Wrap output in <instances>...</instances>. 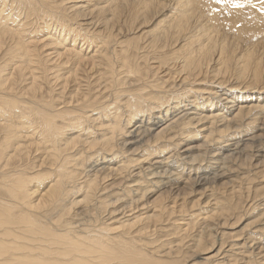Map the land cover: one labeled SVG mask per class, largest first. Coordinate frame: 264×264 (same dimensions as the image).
Segmentation results:
<instances>
[{"label":"rangeland","instance_id":"374dc122","mask_svg":"<svg viewBox=\"0 0 264 264\" xmlns=\"http://www.w3.org/2000/svg\"><path fill=\"white\" fill-rule=\"evenodd\" d=\"M5 1L8 3H6ZM40 1H38L39 5H38V10H37L39 13L36 12L38 14L35 13L33 15V13H31L27 5L25 6V8L27 7L26 8L27 10L25 8L17 9L21 7L18 5L19 2L17 0H9V1L0 0V13L2 15V16L0 15V26L1 27L6 26L8 29L10 28L9 29L10 32H14V33L16 32L15 34L18 35L23 41L22 42L23 45L28 46L30 53H32L34 57V61L36 60L42 61V68L41 69L38 68V70L35 71V74L37 76V84H36V87L34 88V89H37L36 99L32 97L28 98L29 96L26 97L23 95L25 94L24 93L25 91L29 90L32 87L31 80L28 81V79H30L29 75L27 77V80H23L21 84H18L15 86V88H13L14 92L13 90L11 91V89H8L9 91L7 92V94L11 97L13 96L16 98L19 96L18 100L21 101L20 102L21 104L19 106L23 107V109L22 110L13 109L16 115L12 116V118H15L13 122H15L14 126L16 127V130L17 131L19 130L18 126L22 128V130L18 131L17 137L19 138L16 142L19 141L18 143L22 144L23 152H24L23 155L25 154V156L28 157L30 164L35 163L34 164L36 166L35 171L37 170L40 171V169L43 168V164H41V162H42V159H44V156L42 155V152L40 150L38 151L36 149V144H39L42 141V139L45 137H43V135H40L39 133L41 131V130L39 131L40 128L37 126L39 125V122H34V124L36 123L35 124L36 126L34 125L36 127L34 131L31 130L29 123L24 122L25 121L24 117H26L28 113L29 115L31 113V111L26 106L29 107L30 105H33L34 107L37 106V108H40V106L42 108H45L44 106L45 104H50L53 107L48 106L47 110L49 112L51 111L52 112V113L50 112L51 114L53 113L57 114L58 111L60 110H62V113H66L65 115L66 117L64 119L62 120L61 118L60 120L59 118L55 119L57 125L62 129L64 128L65 129L63 130L64 133H67L66 136H64L65 134L61 136V140L58 143L59 145H61V148H64L66 145H69V148H70L69 152L72 155L77 154V157L79 159L81 157V159L79 160L80 165H81L80 169H79V166L77 167L80 172H83L84 171L83 169L89 166L88 165L89 163L90 164L92 163L94 165L98 162V160H99V163H97L96 165L99 167L98 169H100L101 167L107 168V165L105 164L106 165L105 166L104 163L105 161H107V159L108 160L110 159V157L113 155L114 152L112 153L111 152L112 150L108 151L107 149L102 148V146H100L99 143L103 140L102 136H104V132L106 131V128L114 127V126H111V125H114V123H115L116 128L120 127L122 130H125V129L127 130L128 128L129 130V128L133 127L134 124H137L138 121H142L144 119L143 116H146L145 118L147 120H149L148 117L153 114L154 116L155 115L158 117L161 116L163 118L167 115L168 111H169V117H170L168 124H170V122L173 124L175 122L174 120L178 118L177 117L178 114L184 115L185 113L187 114L192 113L191 116H195L197 118L199 117V112L201 111L200 113H202V116L204 115L210 116L211 111L219 110L221 102H222L221 105H225V102L221 100L224 98H227V100L229 101L231 100L234 101L235 99H238V103L236 104L242 105V106L249 105L248 108L253 105L254 106L259 105L261 107V109L250 110L251 113L250 111H248L249 109H245L246 112H249V113H246L244 111V113H242L243 115L241 114L242 118H240L241 116L239 115L240 116L239 117L237 115V111H235L234 114L229 116V119L231 120L232 118L235 119V120L234 119L232 120L233 121L232 127H234V128H231L232 130L231 129L225 130L224 126H221L223 125L222 120L219 118L222 122V123L220 122L221 124H219L220 120L216 118L212 119L213 116H211L210 121L208 122L204 121L203 124L199 122H196V123L194 122L195 123L194 126L196 125L195 127L194 126H181L180 128L182 130L186 129L185 132L189 131L190 134L185 133L183 134L184 137L183 136L180 137L182 134L180 132V135L179 136L177 135L176 139L178 141L180 138L181 139L182 138L185 139L187 137L191 138L190 139V141H192L191 146L195 147L193 151L186 152L185 151L186 149L183 148L184 145L182 144L184 143L182 142V140H180V142L175 141L173 143V141L171 140V137L168 138L169 136H167L166 138H162V139H155V137L150 138L149 136V137H146L145 140L143 141L141 145L143 147H141L142 149H140L139 154H136L135 156H132L133 158H131L134 160H136L137 158L138 159L140 158L139 162L148 160V158L152 161H157V162L160 161L159 163L162 164L163 170L167 172L169 171L168 172L169 174H171L172 172L173 173L172 175L174 177H180L184 180H187V178L189 177L195 178L196 175H198L199 177H202L203 173H206L207 171L212 172L214 170V171L219 172V174L224 175L219 180H217L218 182L215 181L214 184H207L206 186H189L188 185V188L187 186H181L178 191L179 193H176V195L174 194L168 195L165 192L163 193V191L159 192L155 190L153 194L149 195L146 199H144L145 201L143 200L141 202V204H145V208L140 207L139 209H136V210L125 209V212L127 213H125L124 215L123 214L121 215L118 213H116V215H113L114 216V217L112 216L114 218L113 221L116 220L115 221L116 223H114L111 220V222L109 221L108 223L103 224V222L105 221L104 219L105 218L107 219L110 213L109 210L107 212L106 208L104 209V206L101 208L100 214L96 210L92 209L91 206H90L89 211H86V212L82 210L86 208V206H83V207L78 206L79 208L74 207L73 211L71 210L73 214L75 213L74 211H76V213L80 210L83 212L82 214L79 212L80 215L76 217V219H73V220L74 221L76 220V222L80 223L81 218L83 220L88 218V219H92L91 222L93 223H91V225L94 224L95 226L94 228L96 229H100L102 226H103L102 228L107 227L105 230V233L107 235H110L112 239H117V237L119 236L121 239H124V240L127 239L126 241H132L130 251L133 253L135 249L140 250L142 254L145 255V257L154 261L155 264H169L174 261H179L182 264H264V155H260L264 151V130L263 132L260 131L256 133L253 138V140L255 142H258L259 145L257 143H253V146L246 152L244 156L243 155L235 156L234 159L228 160V162H224V164L221 161L220 163L217 160L214 161V159H211V157H213V154H214L213 152L215 150L220 152V149L225 147V145L234 144V142L239 139L250 138L248 136L252 135L251 134L252 131H250L249 133H246L248 130L247 127L249 125H252L251 127L255 129L257 125L258 127L260 126V128L262 127V129H264V123L262 122V119H264V115L261 114L264 112V110L262 112V108L264 109V101H263L264 100V73L260 79L261 82H259L258 80L255 81L254 74L252 73V74H248L249 76L246 75L248 76V80L247 81L244 80L245 81L244 83L242 79H239L238 76L235 75V70L231 73H228L226 76L223 75V76L213 77L214 74L213 75L210 74L208 77L196 78L194 79V81L190 80L192 82H189V83L185 82L183 81V78L185 79L187 76L184 73H182L180 69H178L179 67L177 66L179 62H177L176 64L175 61H172L171 63L168 61V63L162 64V60L164 59V55L163 57L161 56L162 53H166V52L169 53V51H172L173 49H170L171 46L165 47L163 46L165 44H162L163 42L161 43L159 42L160 40L162 41L165 40L163 38V35L165 33L167 34V31H169L170 29L168 30V28H165L166 26H164L163 28L161 24L158 25L161 19H165L167 17L166 16L165 18H163L164 13L165 14L167 13L168 16H171L172 10L170 11V9L172 8L171 7L172 4H174L172 5L173 11H174L175 8L183 5L186 2L187 4L186 7L187 6L191 7L189 9V11L191 12V13L189 12L191 16V18L189 19L190 21L189 23H191V25L189 26L192 32H197L198 35L201 34L202 36L201 40H204L206 43H208L209 40L211 39L212 40V42L210 40L211 44L216 43L218 45L227 46L231 52H234L235 55L239 56V57L236 56L237 60L239 61V64H243V55H246L247 51L249 50L251 53H253L258 58V60H262V63L264 64V0H188V1L183 0L182 2L181 0L180 2L179 0H149L152 3L154 2L156 11H154L153 14H150L146 18L144 16L136 17L135 14L133 13V10H131V4L135 0H117V1L115 0L116 5L118 4V6H115L114 4L115 2L112 3L111 0H108V2H106L107 0H102V1L101 0H94V1L93 0L91 1L90 0H47L46 2H44L45 0L44 1L40 0ZM177 1L179 4L177 3ZM109 2L110 4L112 3L111 4L112 7L109 4ZM42 3H44V5ZM45 3L48 6H50L52 9L55 7L54 10L57 9L59 13L56 12V10L55 11L51 10V8L48 7ZM107 4L109 5L107 6ZM13 5L14 6L16 5L17 7L15 6L14 8H12ZM41 5L43 7V10L41 9ZM106 6L108 7V9L106 8ZM113 6H115L116 8ZM5 8L7 9V11ZM168 9L170 13L168 12ZM1 10L2 11L5 10V11L2 12ZM15 10H16V13H15ZM39 10H41L42 12ZM45 10L49 14L46 15ZM160 10L162 12L161 14H159ZM51 11L55 13H52ZM25 12L30 16H28ZM9 13L10 14L19 13V15L17 14L18 16H16L14 14L15 16L12 15L13 16L12 17L10 16ZM4 15L6 16V18ZM20 16L23 20L20 18ZM35 16H37L36 20L38 21V23L40 22L39 24L37 23V21H35ZM60 17L61 19H58ZM17 20H18V23L15 22ZM69 21H71V25ZM2 22H4L3 24L5 26H3ZM61 23H64V25L66 24V26H64ZM27 24L28 26H26ZM19 26L20 27L22 26L23 31L25 32L28 31V32L22 33L23 31L21 30V28H19ZM66 27L72 28L70 29L71 33L68 29H66ZM152 28H153V31H152ZM74 29H76L77 31ZM82 29L84 32H82ZM162 29L166 30V32H164V30ZM18 31L20 32L18 33ZM73 31L74 32L76 31L75 33L78 32V34L75 35ZM150 31L152 34L149 33ZM162 31H163V34L161 33ZM192 32L189 31L187 35L189 36V33H192ZM154 33L156 34L159 33L160 38L158 37L159 35H156V34L152 36ZM108 34H110V36ZM78 35L80 36L78 37ZM23 36H26V37L24 38ZM152 37L155 40H153ZM48 39H50V41ZM89 40H91L90 41L91 43L88 42ZM185 40L187 39H184V43L183 41H179L178 42L179 44L178 43L176 45L172 44L171 48L175 47V49H177V48L182 47L186 43ZM150 45H151V48L148 47ZM124 48L126 49L124 50ZM154 48L156 50L152 51V49ZM4 50L5 49H2V48L0 49V66L1 64L8 62V65H9L8 68L12 69L13 63L9 64L12 61H9V60L6 61V57L2 58V53ZM33 51H35L36 53H33ZM113 51L115 54L112 53ZM153 52L154 54L156 53L155 54L156 56L153 54ZM75 54L77 56H81V57L83 56L84 59L82 60L81 65L79 63V60H77L78 57ZM73 55L76 57H74ZM114 56L115 58L118 57L119 60L118 58L115 59ZM110 57L112 58V60ZM73 58L75 59L77 58V59L75 60ZM91 58H94L95 60H92ZM105 59H108L107 62L105 61ZM117 61L119 62L118 63L119 66L116 65ZM59 62H60V65H59ZM132 63L135 67H133ZM138 63L139 65L141 64L140 66L144 69L136 67ZM157 63L159 66L157 65ZM77 65L79 66L80 69H78ZM232 65H235V64L232 63ZM2 66H6V65H2ZM168 66L169 68H166ZM111 69H112V73H111ZM128 71L130 72L131 75L129 74ZM8 72H11V70H7L5 75ZM118 72L119 73L122 72V74H119L118 76ZM125 75L126 76L130 75L128 77L131 79L128 78L127 80V77ZM115 76H117L118 78ZM131 76H134V77H131ZM135 76L139 77L138 81ZM123 78L126 79L124 80V83H128V82L138 83L140 86L138 85L136 87H129L128 89H125L126 88L125 86L124 88H120V86L117 87V85L113 84V83H118V80H122ZM143 81H150L149 83H154V84L148 83V85L146 86L144 85V83L143 85L142 83H139ZM158 83H160L161 85ZM183 83L186 85H184ZM152 85L159 86V89H157L158 91L157 90L155 91L154 88L152 89L150 87ZM223 85L226 88H223L222 87ZM144 86L145 88H143ZM161 86L162 88L166 87V88H163V92L166 95L168 93L169 97L168 95L166 96L165 94H163L162 88H160ZM148 88L149 90L151 88L152 91H149ZM248 88H251V90H253V93L251 92L249 93ZM118 89H123L124 91L119 92ZM222 89L223 91H221ZM254 89L257 90L258 92H255ZM142 90H144V92H142ZM147 90L149 92H147ZM0 91H4V90L0 89ZM243 91H247L248 93H244ZM154 92H156V95H153L155 94ZM0 94L2 93L0 92ZM140 94H143L141 95V97H143L142 98L143 101L144 100L145 102L147 101L145 104V102L141 100V102H143V104H145L146 106L144 105L145 109H143V106H141L143 112L141 111V112L135 113L134 115V113H132L131 111L135 109L134 107H136L137 103L140 101V100L138 101V99L139 98L141 99V97L135 98L137 96H140ZM214 94L215 96H217V98L213 96ZM218 94L220 95L219 96L220 100L218 99ZM250 94H254V95L251 96ZM144 95H146L147 97L148 96H152V97L147 98ZM162 95L164 98L162 97ZM74 96L75 98H73ZM84 97H87V98H84ZM144 97L147 98V100L144 99ZM199 97L202 99L200 100ZM21 98L24 100H22ZM134 99H136L135 100L136 102L134 101ZM148 99H150V102L155 100L154 102H152L155 104V105L153 104L155 108H153L154 107L153 105L151 106V104H148L149 103ZM166 99H167V102H166ZM196 99L198 100L196 101ZM85 100H87L86 105L88 106L82 105L83 106L82 107L80 104H82L83 101ZM130 100H133V101L131 102ZM249 100L250 101L252 100V101L250 102ZM22 102H23V106H22ZM133 102L136 104L134 105ZM165 102L168 104H166ZM127 103H129L128 106H127ZM239 103H242V104H239ZM179 104L181 105L179 106ZM167 105L170 108L167 107ZM129 106L131 109L129 108ZM159 107L164 108L161 110L162 112L160 114H159L160 112ZM195 107L196 108L198 107L197 109L198 112L195 110L196 109ZM207 109L208 111H206ZM69 110L70 112L72 111V113H70ZM145 110H147L146 113L144 112ZM174 110L175 111L177 110V111L175 112ZM13 111H10V112H13ZM128 111L130 112V115ZM16 112L19 113L18 114L19 118H17ZM219 112L218 113L216 112L215 114H219ZM141 113H144V114H141ZM253 113H255V115ZM8 114L9 112L6 114V116H2L3 118L0 117L1 119L0 124H4ZM85 114L87 115V117L84 116ZM108 114L111 115L112 117L109 116ZM195 114H198V115H195ZM31 115L29 116V118L32 117ZM172 115H174V117L176 116V118L174 119ZM234 115H236L235 117L237 118H235ZM21 119H23L24 121L23 120L21 121ZM211 120L212 121L215 120L214 123ZM83 122H84V125H83ZM100 122L101 123L103 122V123L101 124ZM215 122H216V125H215ZM168 124L166 122L165 124H163V126L164 125L167 126ZM22 126H24L25 128ZM68 127H70L69 130H67ZM188 127L189 128L191 127L193 129L192 132H190L191 130H189ZM194 129H196V131ZM114 131L116 132L117 130L115 129ZM158 131L159 130L154 131L153 136H155L157 134L156 132ZM197 131H199V133ZM34 132L37 133L35 134L36 136L33 134ZM194 132L198 134H195ZM123 133L124 132H118L115 134L119 136L120 134H123ZM108 136H111V135H108ZM118 136H116V138ZM79 138L86 143L81 141ZM100 138L102 140H100ZM167 138L169 140H166ZM77 139H79L81 142L79 143L73 142L74 140H77ZM118 139H116V141ZM97 140H100V141H97ZM161 141H164V143H162ZM89 143L96 144V145L99 144V145H97V147L88 148L87 144ZM158 143H159V146H158ZM171 143L174 144V146ZM165 144H167V146H165ZM175 145H178V149H177V146ZM137 147L138 145H134L132 148L138 149ZM114 149L115 151H117L116 150L117 147H114ZM257 152H260V153H257ZM115 153H116L115 156H118V157L115 158V156H113L114 158L113 157L112 158L114 159V161L115 159L118 162L120 161V159H122V161L126 160L124 158L125 156L119 154L118 152H115ZM179 153L183 154V158H185L184 160L183 159L181 160L180 158L181 156ZM207 153L209 156L207 155ZM250 153L253 156L251 157V159H248L247 156H249ZM81 161H82V164H84L85 166L84 165L82 166ZM139 162L134 161L130 163L131 165H130L129 172H126V173L123 172V174L121 173L120 175H118V178L116 176L117 180L115 183H113L114 182L113 180H115V178L114 179H104V176L103 175L101 176L100 178L101 193L102 191L103 193L107 191L105 190V187L112 186L111 183H113V186H115L119 182L122 176L123 178H126L125 175L128 177L130 176L135 177L133 178L135 179L134 181L132 180V178H131V181H129L130 186L125 185L121 188L124 192L122 191L119 192L120 190H118L115 187L116 188L115 189L116 191L114 192L115 194L113 192L109 194L107 193L104 194L105 196L107 195L106 197L105 196L102 197L104 201L109 200V197L114 199L119 195L120 197L125 195V197L129 198L131 197V194H132V192L130 193V195L127 194L129 190L131 188H134V189L139 188L140 186H141L140 188H146V186H149V189L151 188L152 190H154V188L152 187L155 184L153 185V183H151L152 176L147 174L149 172H145V173L139 172L140 171V167L138 166L140 165ZM20 165L22 167L23 164H20ZM117 165L119 166L122 164L117 163L113 165V167L115 168ZM25 167L26 166H23L22 168H25ZM219 168H221V170ZM130 172H133V173L129 175ZM138 172L140 173L139 174L140 177L139 175L137 176ZM52 175H53V171H50L49 177H51ZM82 176L80 178H82ZM49 181H45L44 182L45 186L42 185L43 187L41 186V188L42 189L44 187L46 188L47 185L49 184ZM83 181L84 180H79L77 182L83 183ZM158 181H161V180H158ZM135 182H140V185ZM131 183L133 186L131 185ZM31 187H34V183L31 184ZM111 188H114V187H111ZM144 192L146 191H143V193ZM120 193H123V194H120ZM75 198L82 200V195L81 196L80 194L75 195ZM147 202L148 204L146 205ZM112 211H114V209ZM120 211L122 212L123 209L121 208ZM53 213H52L53 216L57 215V211H54ZM95 222L99 226L96 225ZM108 224H109V227H108ZM117 227L118 229H116ZM116 231L119 233H117ZM199 237L201 239L203 238L202 246H197V241L200 240ZM101 264H106V262H103V263L101 262ZM133 264H143V263H139L138 261H136ZM144 264H147V262H145Z\"/></svg>","mask_w":264,"mask_h":264},{"label":"bare ground","instance_id":"6f19581e","mask_svg":"<svg viewBox=\"0 0 264 264\" xmlns=\"http://www.w3.org/2000/svg\"><path fill=\"white\" fill-rule=\"evenodd\" d=\"M9 1V0H8ZM19 2V6H21L20 8L17 9H24L25 6L27 5L31 11V13H33V15L38 12V1L36 0H17ZM44 1V0H43ZM47 0H45L44 2H46ZM91 1V0H90ZM94 1V0H93ZM102 1V0H101ZM112 3L115 2V0H111ZM117 1V0H116ZM183 0H181L182 2ZM188 1V0H187ZM3 2V1H2ZM6 2V1H5ZM41 2V1H40ZM39 2V3H40ZM108 2V0L106 1ZM128 2V1H127ZM180 2V0H179ZM8 3V2H6ZM111 3V4H112ZM132 3V2H131ZM178 3V1H177ZM190 3V2H189ZM5 4V3H4ZM15 4V2H14ZM44 5V3H42ZM46 4V3H45ZM110 4V2H109ZM107 4V6L109 5ZM110 4V5H111ZM115 6H118V4L116 5V2L114 3ZM176 4V3H175ZM179 4V3H178ZM181 4V3H180ZM2 5V4H1ZM8 5V4H7ZM17 5V4H16ZM15 5V6H16ZM47 5V4H46ZM130 5V4H129ZM174 5V4H172ZM171 5V16H168V14L164 13L163 14V18L165 19H161L159 21V24H161V26H166L165 28H168L169 31H167V34L163 35V38L165 40H160L159 42H163L162 44H165L163 46L167 47V46H171L172 44H177L179 41H183L184 43V39L185 40V44L180 47L175 49H173L172 51L166 52V53H162V57L164 55V59L162 60V64L163 63H168V61L171 63L172 61H175L176 64L177 62H179L178 69H180V71L182 73H184L187 77L184 79L183 81L185 82H192L194 81V79L196 78H203V77H208L210 74H214L213 77H218V76H226L228 73H231L235 70V75L238 76L239 79H242L243 81H247L248 80V74H254V80H258L259 82L261 77L263 76L264 73V64L262 63V60H258V58L249 51H247L246 55H243V64H239V61L237 60L236 56L234 54V52H231L230 49L225 46V45H218L216 43L211 44L210 40L208 43H206L204 40H201L202 36L201 34H197V32H192L191 28L189 25H191V23H189V19L191 18L190 14H189V9L191 7L187 6L186 7V2L175 8V10L173 11V6ZM221 5V3H220ZM4 6V5H3ZM6 6V5H5ZM13 5L12 8L15 7ZM48 6V5H47ZM52 6V5H51ZM83 6V5H82ZM106 6V8L108 9V7ZM113 6V7H115ZM167 6V5H165ZM164 6V7H165ZM169 6V5H168ZM191 6V4H190ZM17 7V6H16ZM40 7V6H39ZM45 7V6H44ZM50 7V6H48ZM112 7V5H111ZM163 7V8H164ZM27 8V7H26ZM25 8V9H26ZM51 8V7H50ZM55 8V7H54ZM54 8L51 10L58 12L57 9L54 10ZM59 8V7H58ZM79 8V7H78ZM97 8V7H96ZM116 8V7H115ZM220 8V7H219ZM6 9V8H5ZM16 9V10H17ZM41 9L43 10V7L41 5ZM48 9V8H47ZM165 9V8H164ZM205 9V8H204ZM10 10V9H9ZM12 10V9H11ZM15 10V13H16ZM27 10V9H26ZM50 10V9H49ZM113 10V9H112ZM131 10H133V13L135 14L136 17H141L144 16L145 18L148 17L150 14H153L154 11H156L155 9V4L154 2H150L149 0H135L133 1V3L131 4ZM2 11V10H1ZM5 11V10H4ZM2 11V12H4ZM7 11V9H6ZM13 11V10H12ZM24 11V10H23ZM28 11V12H30ZM41 11V10H39ZM117 11V10H116ZM130 11V10H129ZM165 11V10H164ZM18 12V11H17ZM42 12V11H41ZM46 12V10H45ZM50 12V11H49ZM52 12V11H51ZM82 12V11H81ZM84 12V11H83ZM94 12V11H93ZM99 12V11H98ZM169 12V9H168ZM13 13V12H12ZM14 13V14H15ZM20 13V12H19ZM19 13H17L19 15ZM26 13V12H25ZM39 13V12H38ZM36 13V14H38ZM55 13V12H52ZM51 13V14H52ZM59 13V12H58ZM85 13V12H84ZM101 13V12H100ZM161 10L160 13L161 14ZM170 13V12H169ZM191 13V12H190ZM7 14V13H6ZM10 14V13H9ZM14 14H10V16L14 15ZM17 14H15L16 16H18ZM22 14V12H21ZM24 14V13H23ZM27 14V13H26ZM45 14V13H44ZM49 14L48 12H46V15ZM57 14V13H56ZM62 14V13H61ZM74 14V13H73ZM77 14V13H76ZM79 14V13H78ZM82 14V13H81ZM1 15V13H0ZM8 15V14H7ZM14 15V16H15ZM28 15V14H27ZM54 15V14H53ZM2 16V15H1ZM5 16V15H4ZM9 16V17H10ZM30 16V15H28ZM38 16V15H37ZM37 16H35V21ZM50 16V15H48ZM52 16V15H51ZM60 16V15H59ZM58 16V17H59ZM80 16V15H79ZM13 17V16H12ZM23 17V16H22ZM33 17V16H32ZM62 17V16H61ZM58 18V19H61ZM65 17V16H64ZM68 17V16H66ZM78 17V16H77ZM82 17V16H81ZM4 18V17H2ZM6 18V16H5ZM8 18V17H7ZM21 18V16H20ZM51 18V17H50ZM49 18V19H50ZM57 18V16H56ZM85 18V17H84ZM83 18V19H84ZM9 19V18H8ZM18 19V18H17ZM22 19V18H21ZM26 19V18H25ZM24 19V20H25ZM28 19V18H27ZM54 19V17H53ZM122 19V18H121ZM23 20V19H22ZM46 20V19H45ZM57 20V19H56ZM55 20V21H56ZM63 20V19H62ZM61 20V21H62ZM145 20V19H144ZM2 21V20H1ZM42 21V20H41ZM76 21V19H75ZM152 21V20H151ZM6 22V21H5ZM18 23V20L15 21ZM57 22V21H56ZM60 22V20H59ZM64 22V21H63ZM70 25H71V21ZM86 22V21H85ZM4 22H2L3 24ZM8 23V22H7ZM11 23V22H10ZM38 23V21H37ZM40 23V22H39ZM38 23V24H39ZM42 23V22H41ZM78 23V22H77ZM9 24V23H8ZM25 24V23H24ZM22 24V25H24ZM43 24V23H42ZM58 24V23H57ZM64 25V23H61ZM68 24V23H67ZM110 24V23H109ZM12 25V24H11ZM30 25V24H29ZM34 25V24H33ZM77 25V24H76ZM116 25V24H115ZM157 25V26H158ZM3 26H5L3 24ZM28 26V24L26 25ZM38 26V25H37ZM55 26V25H54ZM66 26V24L64 25ZM63 26V27H64ZM69 26V25H68ZM73 26V24H72ZM75 26V25H74ZM92 26V25H91ZM97 26V25H96ZM144 26V25H143ZM1 27V26H0ZM44 27V26H43ZM118 27V26H117ZM153 27V26H152ZM13 28V26H12ZM19 28H21L22 30V26ZM24 28V27H23ZM74 28V27H73ZM110 28V27H109ZM10 29V28H9ZM9 29L5 26V27H1L0 29V49H5L2 53V58L6 57V61H12L9 64H12V69L8 68V62L1 64L0 66V89L4 90V91H0L2 94H0V117L2 116H6V114L9 112V114L6 117L5 123L4 124H0V264H101V262H106V264H133L136 261H138L139 263H145L147 262V264H155L154 261L150 260L149 258L145 257L144 254H142V252L138 249H135L133 251V253L130 251V247L132 244V241H126L124 239H121L119 236L117 237V239H112V237L110 235H107L105 233V230L107 227L105 228H101L100 229H96L94 228V224L91 225V220L92 219H88L84 217L85 220H83L81 218V222H76V220L74 221L73 219H76V217H78L80 215V213L82 214L83 211H78L76 213V211H74L75 213L73 214V208L74 207H78V206H86V208L82 209L85 212L89 211L90 206L92 207V209L96 210L97 212H101V208L104 206V209L106 208V211L108 212L109 210V215L108 218L104 219L105 221L103 222V224L108 223L109 221L111 222V220L113 221V215H116V213L118 214H125L127 212H125V209H132V210H136L141 208H145V204H141V202L146 199L149 195L153 194L155 190L161 192L163 191V193L165 192L168 195H176V193H179V189L181 186H206L207 184H214L215 181L219 180L222 176H224L223 174H219V172L217 171H207L206 173H203L202 177H199L198 175L194 177H189L187 178V180H184L180 177H174L171 172V174H169L167 171L163 170V166L161 163H159L160 161H152L148 158V160H144L142 162H139V159L137 158L136 160L131 159L133 158L132 156H135L136 154H139L140 149H142L141 146L143 141L145 140L146 137H155V139H162V138H166L167 136H169L168 138L171 137V140L173 141V143L175 141H177L176 137L177 135H180V132L182 133L180 137H184L183 134L185 133H189L185 132V130H182L180 127L181 126H194V124L196 122L202 123L204 121H210L211 116H213L212 119H221L219 121V124H223L221 126H224L225 130H230L233 126V119H229V116H231L232 114H234L235 111H237V115L241 116L242 113H244V111L246 112L245 109H249L253 110V109H261V107L259 105L257 106H251L248 108L249 105H238L236 103H238V99H235L234 101H229L227 100V98L221 99L222 101L225 102V105H221L220 103V107L219 110L216 111H211L210 113L213 114L210 116H202V113L199 112V117H195V116H191L192 113H185L184 115L178 114V118H176V116L174 117V115H172L174 117V122L173 124L170 122V124H168V121L170 120L169 118V111L167 112V115L165 117H161V116H154L150 115L148 118L149 120H147L145 117L143 116V120L142 121H138L137 124H134L133 127H130L129 130L127 128V130H122L120 127L116 128L115 127V123L114 127H109L106 128V131L104 132V136H102V139L100 138V140H102L99 144L100 146H102V148L107 149L108 151L112 150L111 152L113 153V155L110 157V159L107 161L102 162L104 163V165H107V168H103L101 167L100 169H98L99 167L96 166L97 163H99V160L96 164H88L89 166H87L85 169H83V172H80L78 170V166L80 169V159L77 157V154L72 155L69 151V145H66L64 148H61V145H59V141L61 140V136H63V134H65L64 136H66L67 133H64L63 130H65L64 128H60L55 119L56 118H61L64 119L66 116V113H62V110L58 111V113L56 114H51L47 108L49 107H53L50 104H45V108H42L40 106V108H37V106H33L30 105L29 107L26 106L32 113H30V115L32 116L31 118H29V113H28V117H24L25 121L23 119H21V121L23 120L24 122H27L30 124V128L31 130H35L36 129V123L34 124V122H39V125H37L40 129H39V133L40 135H43L42 141L39 144H36V149L42 152V155L44 156V159H42L41 164H43V168L40 169V171H35L36 166L34 165L35 163L30 164V161L28 159L27 156H25V154L23 155V146L22 144H19L18 142H16L18 140L19 137H17L18 135V131L22 130V128H19V130H16V127L14 126L13 120L15 118H12V116L16 115L13 111V109H19L22 110L23 107H20L19 105L21 104L18 99V97H11L7 94V92L9 91L8 89H11V91L14 89L16 85L21 84V82L23 80H27L28 75L30 76L31 80V88L27 91H25L23 94L24 96L30 98H34L36 99L37 97V89H34L36 87L37 84V76L35 74V71L38 70V68H42V61H34V57L32 55V53H30L28 46H24L23 45V41L21 40V38L16 35L14 32H10ZM18 29V28H17ZM34 29V28H33ZM39 29V28H38ZM66 29H68L70 31V29H72L71 27L68 28L66 27ZM81 29V27H80ZM79 29V30H80ZM107 29V28H106ZM159 29V28H158ZM161 29V27H160ZM26 30V29H25ZM35 30V29H34ZM45 30V29H44ZM76 30V29H74ZM78 30V32H79ZM155 30V28H154ZM164 30V29H162ZM23 31V30H22ZM21 31V32H22ZM47 31V30H46ZM61 31V30H60ZM63 31V30H62ZM77 31V30H76ZM75 31V32H76ZM86 31V30H85ZM98 31V30H97ZM109 31V30H108ZM116 31V30H115ZM153 31V28H152ZM192 32L189 33V36L187 35L188 32ZM20 31H18L19 33ZM28 32V31H27ZM25 31H23L22 33H27ZM73 31V33H75ZM75 33L76 34H78ZM82 32L83 29H82ZM110 32V31H109ZM155 32V31H154ZM164 32H166V30H164ZM200 32V31H198ZM206 32V31H205ZM21 33V34H22ZM30 33V31H29ZM44 33V32H43ZM49 33V32H48ZM71 33V31H70ZM88 33V32H87ZM151 33V31L149 32ZM163 34V31L161 32ZM195 33V34H193ZM147 34V33H146ZM145 34V35H146ZM152 34V33H151ZM156 33H154L152 36H154ZM33 35V34H32ZM48 35V34H47ZM61 35V34H60ZM74 35V36H75ZM81 35V34H80ZM78 35V37L80 36ZM100 35V34H98ZM104 35V34H103ZM110 36V34H108ZM143 35V34H142ZM144 35V36H145ZM156 35H159L156 34ZM206 35V34H205ZM22 36V35H21ZM65 36V35H63ZM72 36V35H71ZM107 36V35H106ZM209 36V35H208ZM24 38L26 36H23ZM73 37V36H72ZM89 37V36H88ZM160 38V35L158 36ZM157 37V39H158ZM162 37V36H161ZM23 38V40H24ZM69 38V37H68ZM85 38V37H84ZM101 38V37H100ZM104 38V37H103ZM153 40H155L152 37ZM50 41V39H48ZM112 40V39H111ZM121 40V39H120ZM147 40V38H146ZM91 40H89L88 42H90ZM41 42V41H40ZM110 42V41H109ZM165 42V43H164ZM212 42V40H211ZM91 43V42H90ZM182 43V42H180ZM29 44V43H28ZM115 44V43H114ZM118 44V43H117ZM152 44V43H151ZM154 44V43H153ZM156 44V42H155ZM154 44V45H155ZM159 44V43H157ZM179 44V43H178ZM56 45V44H55ZM102 45V44H101ZM111 45V44H110ZM37 46V45H36ZM179 46V45H178ZM30 47V46H29ZM56 47V46H54ZM124 47V46H123ZM149 48H151V45L148 46ZM162 47V46H161ZM134 48V47H133ZM147 48V47H146ZM156 48V47H155ZM152 49V51L156 50V49ZM33 49V48H31ZM30 49V50H31ZM126 48H124L125 50ZM145 49V48H144ZM160 49V48H159ZM164 49V48H163ZM148 50V49H147ZM127 51V50H126ZM150 51V50H149ZM148 51V53H149ZM32 52V51H31ZM73 52V51H72ZM76 52V50H75ZM118 52V51H117ZM123 52V51H122ZM134 52V51H133ZM157 52V51H156ZM33 53H36L35 51H33ZM78 53V52H77ZM80 53V52H79ZM114 53V51L112 52ZM121 53V52H120ZM151 53V52H150ZM158 53V52H157ZM115 54V53H114ZM125 54V53H124ZM133 54V53H132ZM146 54V53H145ZM154 54V52H153ZM156 54V53H155ZM154 54V55H155ZM76 55V54H75ZM74 56V55H73ZM72 56V57H73ZM77 56V55H76ZM74 56V57H76ZM106 56V55H104ZM124 56V55H123ZM145 56V55H144ZM143 56V57H144ZM153 56V55H152ZM151 56V57H152ZM156 56V55H155ZM79 60V63L81 65L82 60L84 59L83 56H77ZM97 57V56H96ZM146 57V56H145ZM161 57V58H162ZM239 57V56H237ZM36 58V57H35ZM61 58V57H60ZM111 58V57H110ZM115 58V56H114ZM118 58V57H116ZM115 58V59H116ZM130 58V57H129ZM128 58V59H129ZM138 58V57H137ZM142 58V57H141ZM75 59V58H73ZM75 59V60H76ZM92 60H95L94 58H91ZM97 59V58H96ZM109 59V58H108ZM108 59H105V61L107 62ZM89 60V59H87ZM110 60V59H109ZM112 60V58H111ZM119 60V58H118ZM144 60V59H143ZM15 61V62H13ZM65 61V60H64ZM68 61V60H67ZM70 61V60H69ZM74 61V60H73ZM114 61V59H113ZM131 61V60H130ZM145 61V60H144ZM147 61V59H146ZM165 61V62H163ZM75 62V61H74ZM84 62V61H83ZM109 62V61H108ZM133 62V61H132ZM143 62V61H142ZM149 62V61H148ZM118 61L116 62V65H118ZM147 63V62H146ZM232 63H234L235 65H232ZM2 65H6V66H2ZM44 65V64H43ZM60 65V62H59ZM67 65V63H66ZM133 65V63H132ZM139 65V63H138ZM136 67H139L141 69L142 68L140 65ZM158 65V63H157ZM15 66V67H14ZM39 66V67H38ZM45 66V65H44ZM43 66V67H44ZM62 66V65H61ZM78 66V65H77ZM87 66V65H86ZM119 66V65H118ZM147 66V65H146ZM159 66V65H158ZM72 67V66H71ZM74 67V66H73ZM81 67V66H80ZM133 67H135L133 65ZM115 68V67H113ZM118 68V67H117ZM124 68V67H123ZM166 68H169L166 67ZM176 68V67H175ZM174 68V69H175ZM39 69V70H40ZM78 69L79 66H78ZM91 69V67H90ZM135 69V68H134ZM155 69V67H154ZM7 70H11V72H8L6 75L5 73L7 72ZM83 70V69H82ZM119 70V69H118ZM171 70V69H170ZM86 71V70H85ZM122 71V70H120ZM173 71V70H172ZM129 72V71H128ZM155 72V71H154ZM111 73H112V69H111ZM149 73V72H148ZM110 74V73H109ZM114 74V73H113ZM112 74V75H113ZM119 74H122L118 72V76ZM130 74V72H129ZM127 75V74H126ZM125 75V76H126ZM131 75V74H130ZM128 75V76H130ZM136 75V74H135ZM169 75V74H168ZM248 75V76H246ZM114 76V75H113ZM124 76V75H122ZM128 76L127 80H128ZM151 76V75H150ZM231 76V75H230ZM117 77V76H115ZM125 77V78H126ZM134 77V76H131ZM136 77V76H135ZM138 77V76H137ZM137 81L139 80V77L137 78ZM144 77V76H143ZM113 78V77H112ZM118 78V77H117ZM125 78H123L122 80H118V83H113L114 85L120 86V88H124V86L126 87L125 89H128L129 87H136L139 84L138 83H124V80H126ZM220 78V77H219ZM80 79V78H79ZM131 79V78H129ZM135 79V80H136ZM148 79V78H147ZM231 79V78H230ZM252 79V78H251ZM134 80V79H133ZM160 80V79H158ZM182 80V79H181ZM192 80V81H190ZM241 80V81H242ZM263 80V79H262ZM91 81V80H90ZM113 81V80H112ZM116 81V80H115ZM141 81V80H140ZM196 81V80H195ZM219 81V80H218ZM224 81V80H223ZM244 81V83H245ZM150 81H143V82H139V83H144V85H148ZM159 82V81H158ZM162 82V80H161ZM166 82V81H165ZM250 82V81H249ZM168 83V82H167ZM236 83V82H235ZM256 83V82H255ZM149 84H154V83H149ZM160 84V83H158ZM172 84V83H171ZM184 84V83H183ZM191 84V83H190ZM194 84V83H193ZM218 84V83H217ZM257 84V83H256ZM122 85V86H121ZM161 85V84H160ZM163 85V84H162ZM175 85V84H174ZM186 85V84H184ZM197 85V84H196ZM221 85V84H219ZM245 85V84H244ZM20 86V85H19ZM80 86V85H79ZM113 86V85H112ZM140 86V85H139ZM169 86V85H168ZM188 86V85H187ZM190 86V85H189ZM149 87V86H148ZM152 89L154 88V90L156 91L157 89H159V86H155L152 85L150 86ZM176 87V86H175ZM223 88L224 85L222 86ZM259 87V85H258ZM18 88V87H17ZM140 88V87H139ZM145 88V86L143 87ZM148 88L149 91H152V89ZM162 88V86L160 87ZM166 88V87H163ZM163 88H162V92H163ZM117 89V88H116ZM188 89V88H187ZM249 89V90H248ZM247 90L249 91V93H253V90H251V88H248ZM81 90V89H80ZM113 90V89H111ZM136 90V89H134ZM138 90V89H137ZM141 90V89H140ZM147 90V92H149ZM161 90V89H160ZM166 90V89H165ZM180 90V89H179ZM255 90V89H254ZM22 91V90H21ZM115 91V90H114ZM119 92H123V89H118ZM158 91V90H157ZM190 91V90H189ZM223 91V89L221 90ZM78 92V90H77ZM142 92H144V90H142ZM166 92V91H165ZM232 92V90H231ZM244 93H248L247 91H243ZM255 92H258L257 90H255ZM156 95V92H154ZM160 93V91H159ZM170 93V91H169ZM172 93V92H171ZM183 93V92H182ZM185 93V91H184ZM187 93V92H186ZM193 93V92H192ZM133 94V93H132ZM146 94V93H145ZM150 94V93H149ZM148 94V95H149ZM163 94H165L163 92ZM190 94V93H189ZM217 94V93H216ZM21 95V94H20ZM22 95V96H23ZM78 95V94H76ZM120 95V94H119ZM137 96L135 98H139L141 97ZM166 95V94H165ZM168 95V93H167ZM166 95V96H167ZM171 95V94H170ZM176 95V94H175ZM179 95V94H178ZM187 95V94H186ZM224 95V94H223ZM251 96L254 94H250ZM249 95V96H250ZM52 96V95H51ZM146 96V95H144ZM173 96V94H172ZM200 96V95H199ZM214 97L217 98V96H215V94L213 95ZM219 94H218V99H219ZM258 96V95H257ZM260 96V95H259ZM122 97V96H121ZM132 97V96H131ZM147 97V96H146ZM149 98L152 96H148ZM147 97V98H148ZM161 97V96H160ZM159 97V98H160ZM163 97V95H162ZM169 97V95H168ZM179 97V96H178ZM187 97V96H186ZM197 97V96H196ZM210 97V96H209ZM208 97V98H209ZM213 97V98H214ZM25 98V97H24ZM46 98V97H45ZM75 98V96L73 97ZM78 98V96H77ZM87 98V97H84ZM123 98V97H122ZM130 98V97H129ZM143 97H141V99H138V103L137 106L134 107V110H130L132 113H138V112H143L141 106H143V109H145L144 105L146 104L145 100L143 101L142 99ZM147 98L144 97V99L147 100ZM164 98V97H163ZM184 98V97H183ZM200 98V97H199ZM205 98V97H204ZM207 98V100H208ZM222 98V97H220ZM229 98V97H228ZM252 98V97H251ZM259 98V97H258ZM257 98V99H258ZM22 99V98H21ZM72 99V98H71ZM132 99V98H131ZM155 99V98H154ZM161 99V98H160ZM181 99V98H180ZM202 98H200L201 100ZM212 99V98H210ZM217 99V100H218ZM246 99V98H244ZM248 99V98H247ZM253 99V98H252ZM24 100V99H22ZM28 100V99H27ZM26 100V101H27ZM30 100V99H29ZM75 100V99H73ZM117 100V98H116ZM129 100V99H128ZM127 100V101H128ZM136 99H134L135 101ZM141 100L143 102H145V104H143V102H141ZM148 104H151V106L154 104L152 102H154L155 100L150 102V99ZM162 100V99H161ZM195 100V99H194ZM198 99H196L197 101ZM220 100V99H219ZM131 102L133 100H130ZM160 101V100H159ZM179 101V100H178ZM177 101V102H178ZM206 101V100H205ZM243 101V100H242ZM245 101V100H244ZM250 101V100H249ZM252 101V100H251ZM250 101V102H251ZM264 101V100H263ZM87 100L83 101L82 104H80L81 106H88L86 105ZM136 102V101H135ZM141 102V103H140ZM167 102V99H166ZM165 102V103H166ZM176 102V103H177ZM182 102V101H181ZM184 102V101H183ZM207 102V101H206ZM209 102V101H208ZM247 102V100H246ZM25 103V102H24ZM124 103V102H123ZM134 103V102H133ZM159 103V102H158ZM170 103V102H169ZM175 103V102H174ZM179 103V102H178ZM193 103V102H192ZM210 103V102H209ZM26 104V103H25ZM129 103H127L128 106ZM136 103H134L135 105ZM141 104V105H140ZM168 104V103H166ZM191 104V103H190ZM207 104V103H206ZM242 104V103H239ZM251 104V103H250ZM29 105V104H28ZM116 105V104H115ZM155 105V104H154ZM153 105V106H154ZM181 104H179L180 106ZM192 105V104H191ZM195 105V104H194ZM193 105V106H194ZM205 105V104H204ZM231 105V106H229ZM22 106H23V102H22ZM82 106V107H83ZM120 106V105H119ZM118 106V107H119ZM133 106V105H132ZM146 106V105H145ZM149 106V105H148ZM150 106V107H151ZM157 106V105H156ZM164 106V105H163ZM196 106V105H195ZM210 106V105H209ZM162 107V106H161ZM167 107H169L167 105ZM189 107V105H188ZM25 108V107H24ZM99 108V107H98ZM97 108V110H98ZM106 108V107H105ZM109 108V106H108ZM130 108V106H129ZM152 108V107H151ZM155 108V106L153 107ZM160 108V107H159ZM170 108V107H169ZM173 108V107H172ZM176 108V107H175ZM182 108V107H181ZM191 108V107H190ZM196 108V107H195ZM209 108V107H208ZM52 109V108H51ZM95 109V108H94ZM102 109V108H100ZM104 109V108H103ZM120 109V108H119ZM131 109V108H130ZM147 109V107H146ZM157 109V107H156ZM164 108H160V112L159 114L162 112L161 110ZM174 109V108H173ZM198 107L195 109L197 111ZM108 110V109H107ZM154 110V109H153ZM183 110V109H182ZM190 110V109H189ZM263 108H262V112H263ZM13 111V112H10ZM105 111V110H104ZM147 110H145L144 112L146 113ZM159 111V110H158ZM173 111V110H172ZM171 111V112H172ZM175 111V110H174ZM177 111V110H176ZM175 111V112H176ZM179 111V109H178ZM208 111V109L206 110ZM220 111V112H219ZM223 111V112H221ZM70 112V110H69ZM95 112V110H94ZM107 112V111H106ZM125 112V111H124ZM129 112V111H128ZM154 112V111H153ZM198 112V111H197ZM203 112V111H202ZM219 114H215V113ZM256 112V111H255ZM17 113V112H16ZM72 113V111L70 112ZM117 113V112H115ZM121 113V111H120ZM166 113V111H165ZM249 113V112H246ZM251 113V111H250ZM257 113V112H256ZM264 113V112H263ZM263 113H261L262 115H264ZM17 113V118L18 117ZM87 114V113H86ZM84 115L87 117V115ZM112 114V113H111ZM119 114V113H117ZM124 114V113H123ZM144 114V113H141ZM172 114V113H171ZM170 114V116H171ZM215 114V115H214ZM255 115V113H253ZM260 114V112H259ZM96 115V114H95ZM99 115V114H97ZM102 115V113H101ZM109 115V114H108ZM130 115V112H129ZM139 115V114H138ZM158 115V114H157ZM177 115V114H176ZM198 115V114H195ZM243 115V114H242ZM249 115V114H248ZM247 115V116H248ZM83 116V117H84ZM111 116V115H109ZM119 116V115H118ZM236 115H234L235 117ZM239 116V117H240ZM81 117V116H80ZM112 117V116H111ZM133 117V116H132ZM157 117V118H155ZM238 117V118H239ZM257 117V116H256ZM3 118V117H2ZM23 118V117H22ZM89 118V117H88ZM114 118V117H113ZM130 118V116H129ZM134 118V117H133ZM132 118V119H133ZM141 118V117H140ZM237 118V117H235ZM242 118V116L240 117ZM72 119V117H71ZM79 119V118H78ZM84 119V118H83ZM86 119V118H85ZM90 119V118H89ZM117 119V118H116ZM131 119V120H132ZM259 119V117H258ZM1 120V119H0ZM111 120V118H110ZM130 120V119H129ZM172 120V119H171ZM235 120V119H234ZM9 121V122H8ZM19 121V120H18ZM82 121V120H81ZM87 121V120H86ZM95 121V120H94ZM212 121V120H211ZM215 121V120H214ZM214 121H212L214 123ZM261 121V120H259ZM135 122V121H134ZM167 122V126H163V124H165ZM195 122V123H194ZM221 122V123H220ZM255 122V121H254ZM262 122L264 123V119H262ZM1 123V122H0ZM82 123V122H81ZM89 123V122H88ZM101 123V122H100ZM99 123V124H100ZM103 123V122H102ZM101 123V124H102ZM105 123V121H104ZM133 123V122H132ZM211 123V122H210ZM212 123V124H213ZM253 123V122H252ZM18 124V123H17ZM79 124V123H78ZM91 124V123H90ZM98 124V125H99ZM160 124V125H159ZM201 124V125H202ZM208 124V123H207ZM35 125V126H34ZM70 125V124H69ZM84 125V122H83ZM104 125V124H103ZM102 125V126H103ZM127 125V124H126ZM132 125V124H131ZM198 125V124H197ZM216 125V122H215ZM17 126V125H16ZM25 126V125H24ZM22 126V127H24ZM72 126V125H71ZM81 126V125H80ZM87 126V125H86ZM106 126V125H105ZM104 126V127H105ZM196 126V125H195ZM194 126V127H195ZM252 125H249L247 128V132L249 133L251 132V136H248L250 138L248 139H239L237 141L234 142V144H229V145H225V147L220 149V152H218L217 150H215L212 154L213 157H211V159L217 160L218 162H228V160H232L235 158V156H244L246 154V152L253 146V143H257L259 145L258 142H255L253 140L254 136L256 133L262 131L264 129H262V127L260 128V126L258 127V125L256 126V129L251 127ZM26 127V126H25ZM24 127V128H25ZM28 127V126H27ZM74 127V126H73ZM107 127V126H106ZM241 127V126H240ZM29 128V129H30ZM91 128V127H90ZM124 128V127H123ZM184 128V127H183ZM189 128V127H188ZM191 128V127H190ZM189 130H191L190 132H192V128ZM38 129V128H37ZM70 127H68L67 130H69ZM83 129V128H82ZM89 129V128H87ZM85 129V130H87ZM92 129V128H91ZM117 130L116 132L114 130ZM155 129V130H154ZM181 129V130H180ZM25 130V129H24ZM27 130V129H26ZM74 130V129H73ZM76 130V128H75ZM79 130V129H78ZM157 134L155 136H153L154 131H157ZM196 131V129H194ZM216 130V129H215ZM232 130V129H231ZM258 130V131H257ZM104 131V130H103ZM30 132V131H29ZM32 132V131H31ZM118 132H124L123 134H120L119 136L116 135L115 133ZM199 133V131H197ZM195 133V132H194ZM195 133V134H198ZM201 133V132H200ZM34 135L37 133H33ZM190 134V133H189ZM31 135V134H30ZM33 135V136H34ZM111 135V136H108ZM118 137L116 138V136ZM200 135V134H199ZM231 135V134H230ZM24 136V135H23ZM36 136V135H35ZM93 136V134H92ZM186 136V135H185ZM189 136V135H188ZM26 137V136H25ZM39 137V136H38ZM141 137V138H140ZM194 137V136H192ZM258 137V136H257ZM24 138V137H23ZM42 138V137H41ZM81 138V137H80ZM79 138V139H80ZM149 138V139H150ZM166 140H169V139ZM63 139V138H62ZM74 140L73 142H81L83 140ZM116 139H118L116 141ZM140 139V141H139ZM153 139V138H152ZM151 139V140H152ZM176 139V140H175ZM191 138H185V139H179L178 141L180 142V140H182V142L184 144L183 148L186 149V152H190L193 151V149L195 147L191 146V142L190 141ZM22 140V139H21ZM20 140V141H21ZM64 140V139H63ZM97 140V141H100ZM116 142H115V141ZM137 140V141H136ZM147 140V139H146ZM203 140V139H202ZM23 141V140H22ZM39 141V140H38ZM93 141V139H92ZM119 141V143H118ZM165 141V140H164ZM164 141H161L162 143H164ZM177 141V142H178ZM194 141V140H193ZM229 141V139H228ZM231 141V140H230ZM84 142V141H83ZM115 142V144H114ZM149 142V141H147ZM171 142V141H170ZM86 143V142H84ZM167 143V142H166ZM169 143V142H168ZM222 143V142H221ZM97 144V145H99ZM147 144V143H146ZM172 144V143H171ZM180 144V143H179ZM215 144V143H214ZM26 145V144H25ZM34 145V144H33ZM88 148L89 147H97L96 144H92L89 143L87 144ZM118 145V146H117ZM134 145H138V149H133L132 147ZM140 145V146H139ZM174 146V144H172ZM219 145V144H218ZM145 146V145H144ZM149 146V145H148ZM157 146V145H156ZM159 146V143H158ZM164 146V145H162ZM165 146H167V144H165ZM169 146V145H168ZM177 146L178 149V145ZM181 146V145H179ZM33 147V146H32ZM99 147V146H98ZM114 147H117V151H115ZM211 147V146H210ZM221 147V146H220ZM255 147V146H254ZM258 147V146H257ZM35 148V146H34ZM158 148V147H157ZM156 148V149H157ZM166 148V147H165ZM25 149V147H24ZM114 149V151H113ZM159 149V148H158ZM161 149V148H160ZM176 149V150H177ZM206 149V148H205ZM154 150V149H152ZM219 150V149H218ZM34 151V150H33ZM37 151V152H38ZM160 151V150H159ZM263 151V150H262ZM260 151V152H262ZM115 152H118L119 154L125 156L124 158L126 160L122 161V159H120V161H114V157L115 156ZM154 152V151H153ZM152 152V153H153ZM162 152V151H161ZM179 152V151H178ZM257 152V153H260ZM93 153V152H92ZM156 153V152H155ZM163 153V152H162ZM165 153V152H164ZM175 153V152H174ZM206 153V152H205ZM204 153V154H205ZM141 154V153H140ZM143 154V153H142ZM158 154V153H157ZM156 154V155H157ZM180 154V153H179ZM203 154V155H204ZM255 154V153H253ZM38 155V154H37ZM154 155V154H153ZM208 155V153H207ZM259 155V154H258ZM260 155H264V151L262 152V154ZM259 155V156H260ZM82 156V155H81ZM173 156V155H172ZM175 156V155H174ZM181 156V157H180ZM180 158L181 160L185 159L183 158V154H180ZM209 156V155H208ZM253 155L250 153L249 156H247L248 159H251ZM38 157V156H37ZM113 157V158H112ZM118 156H115V158ZM143 157V156H142ZM151 157V156H149ZM205 157V156H204ZM40 158V157H39ZM42 158V157H41ZM179 158V160H180ZM192 158V157H191ZM198 158V157H197ZM106 159V158H104ZM147 159V158H145ZM158 159V158H157ZM164 159V158H163ZM239 159V158H238ZM36 160V159H35ZM95 160V159H94ZM118 160V159H117ZM133 160V161H132ZM150 160V161H149ZM170 160V159H169ZM178 160V159H177ZM193 160V159H192ZM29 161V162H28ZM39 161V160H38ZM83 161V160H82ZM81 161V164H82ZM89 161V160H88ZM101 161V160H100ZM139 162L140 165H138L140 167V171L139 172H149L147 173L148 175L152 176V180L151 183H153V187L154 190H152L151 188L149 189V186H146V188H131L129 190V192L127 193L128 195L131 194V199H129L128 197L124 196H117L116 198H110L107 201H104V199H102L103 196H105L104 194H109L111 192H115L116 188L118 190H120L119 192H124L121 188L125 185H129V181L132 180L134 181L135 178L133 177H128L125 175L126 178H123V176L120 178L119 182L116 184L118 186H113V183L116 182V176L118 178V175H120L121 173L123 174L126 172H129L130 170V163L132 162ZM186 161V160H185ZM203 161V160H202ZM236 161V160H235ZM247 161V160H246ZM162 162V161H161ZM181 162V161H180ZM184 162V161H183ZM220 162V163H221ZM100 163V164H102ZM120 163L122 165H117L115 168L113 167V165ZM182 163V162H181ZM190 163V162H189ZM197 163V162H196ZM20 164H23V166H26L25 168H22ZM73 164V165H71ZM99 164V165H100ZM147 164V166H146ZM185 164V163H184ZM188 164V162H187ZM192 164V163H191ZM202 164V163H201ZM208 164V163H207ZM84 164H82L83 166ZM105 165V166H106ZM144 165V166H142ZM181 165V164H180ZM76 166V167H74ZM85 166V165H84ZM182 166V165H181ZM111 167V168H110ZM168 167V166H167ZM224 167V166H223ZM21 168V169H20ZM46 168V169H44ZM184 169V168H183ZM221 170V168H219ZM224 169V168H223ZM168 170V169H167ZM171 170V169H170ZM175 170V169H174ZM186 170V168H185ZM195 170V169H194ZM53 171V175L51 177H49V172ZM176 171V170H175ZM137 173V176L140 173ZM221 172V171H220ZM133 172H130V174H132ZM146 174V175H147ZM169 176H168V175ZM83 175V176H82ZM104 176V179H114V182L111 183L112 186L114 188H109V187H105V191L103 193H101L100 191V178L101 176ZM147 175V176H148ZM82 176V178H80ZM192 176V175H191ZM140 177V175H139ZM149 177V176H148ZM50 179V181H49ZM149 179V178H148ZM156 179V181H155ZM161 181H158V180ZM166 179V180H165ZM79 180H84L83 183H78L77 181ZM143 180V178H142ZM150 180V179H149ZM45 181H49V184L47 185V187L45 188H41L42 185H44ZM132 181V182H133ZM218 182V181H217ZM34 183V187H31V184ZM138 183L140 185V182H135ZM103 184V182H102ZM110 184V185H111ZM134 184V183H133ZM137 184V186H138ZM149 184V183H148ZM160 184V185H159ZM224 184V183H223ZM132 185V183H131ZM45 186V185H44ZM133 186V185H132ZM131 186V187H132ZM135 186V185H134ZM43 187V186H42ZM116 187V188H115ZM127 187V186H126ZM222 187V186H221ZM130 188V187H129ZM103 190V189H101ZM127 191V190H126ZM143 191H146L143 193ZM82 195V200L76 199L75 195ZM115 194V193H114ZM123 194V193H120ZM5 195V196H4ZM127 195V196H128ZM162 195V194H161ZM179 195V194H178ZM4 196V197H3ZM107 196V195H106ZM105 196V197H106ZM111 196V195H110ZM160 196V195H159ZM164 196V194H163ZM77 197V196H76ZM123 197V198H122ZM73 198V199H72ZM163 198V197H162ZM166 198V197H165ZM106 199V198H105ZM167 199V198H166ZM145 201V200H144ZM147 201V200H146ZM100 204V205H98ZM148 204V202L146 203V205ZM166 204V203H165ZM117 205V206H116ZM119 205V206H118ZM81 207V208H82ZM116 207V208H114ZM79 208V207H78ZM80 208V209H81ZM119 208V209H118ZM123 209V211L121 212L120 209ZM173 208V207H172ZM114 209V211H112ZM72 210V211H71ZM103 210V209H102ZM129 210V211H130ZM145 210V209H143ZM171 210V209H170ZM54 211H57V215L53 216L52 213ZM92 211V210H90ZM112 211V212H111ZM138 211V210H137ZM169 211V210H168ZM80 212V213H79ZM120 212V213H119ZM173 212V211H172ZM90 213V212H89ZM54 214V213H53ZM108 214V213H107ZM84 215V214H83ZM113 216V217H112ZM135 216V215H134ZM83 217V216H82ZM153 217V216H152ZM151 217V218H152ZM133 218V217H132ZM140 218V217H139ZM146 219V218H145ZM153 219V218H152ZM90 220V221H89ZM45 221V222H44ZM97 221V220H96ZM116 221V220H115ZM115 221H113L114 223H116ZM121 221V220H120ZM99 222V221H98ZM112 222V223H113ZM122 222V221H121ZM96 223V222H95ZM111 223V224H112ZM118 223V222H117ZM110 224V223H109ZM108 224V227H109ZM96 225H98L96 223ZM129 225V223H128ZM99 226V225H98ZM107 226V225H106ZM131 226V225H130ZM129 226V227H130ZM112 227V226H111ZM127 227V226H125ZM132 227V226H131ZM152 227V226H151ZM118 229V227L116 228ZM120 230V229H119ZM263 230V229H262ZM117 232V231H116ZM115 232V233H116ZM108 233V232H107ZM112 233V231H111ZM119 233V232H117ZM116 233V234H117ZM206 233V232H205ZM119 235V234H118ZM130 235V234H129ZM216 235V234H215ZM122 236V234H121ZM127 236V235H126ZM143 236V235H142ZM203 237V236H202ZM114 238V237H113ZM200 238V237H199ZM133 239V238H132ZM131 239V240H132ZM203 239V238H202ZM200 238V240L197 241V246H202L203 244V240ZM216 244V243H215ZM255 248V247H254ZM252 248V249H254ZM257 248V247H256ZM262 249V248H261ZM216 256V255H215ZM169 264H182L179 261H174L171 262Z\"/></svg>","mask_w":264,"mask_h":264}]
</instances>
